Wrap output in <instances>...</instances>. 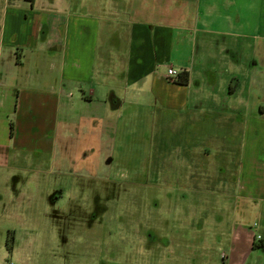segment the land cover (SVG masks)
I'll use <instances>...</instances> for the list:
<instances>
[{"label": "rangeland", "instance_id": "1", "mask_svg": "<svg viewBox=\"0 0 264 264\" xmlns=\"http://www.w3.org/2000/svg\"><path fill=\"white\" fill-rule=\"evenodd\" d=\"M17 94L0 106V264L262 263L255 203L235 197L231 155L215 149L228 124L154 100L109 113L10 107ZM154 199L175 212L169 244L110 235L129 203L146 226Z\"/></svg>", "mask_w": 264, "mask_h": 264}, {"label": "crops", "instance_id": "2", "mask_svg": "<svg viewBox=\"0 0 264 264\" xmlns=\"http://www.w3.org/2000/svg\"><path fill=\"white\" fill-rule=\"evenodd\" d=\"M168 68L188 85L170 84ZM10 91V107L154 100L228 124L215 149L231 155L235 197L264 204V0H1L0 106Z\"/></svg>", "mask_w": 264, "mask_h": 264}, {"label": "flooded vegetation", "instance_id": "3", "mask_svg": "<svg viewBox=\"0 0 264 264\" xmlns=\"http://www.w3.org/2000/svg\"><path fill=\"white\" fill-rule=\"evenodd\" d=\"M56 196L60 198V196ZM140 207V204L133 203L121 207L120 213L115 219L117 221V226L111 231L110 235L119 240H131V242H134L138 239L139 233H141L143 237L148 239L149 243L156 244L157 242L162 241L165 245L167 243L169 244L170 223L175 214L172 207L159 205V202L154 199L152 204L148 206L149 223L146 226H140L139 224V215L141 213ZM107 212L108 209L104 208L102 213L106 215ZM92 219V215L84 218V236L91 228L90 222ZM203 259L204 262H206L207 258L204 257ZM207 264H211V262H207ZM222 264H224V262H222Z\"/></svg>", "mask_w": 264, "mask_h": 264}, {"label": "built area", "instance_id": "4", "mask_svg": "<svg viewBox=\"0 0 264 264\" xmlns=\"http://www.w3.org/2000/svg\"><path fill=\"white\" fill-rule=\"evenodd\" d=\"M179 73L173 69H167L166 71V80L170 83H176L178 81ZM257 239H261L260 236H257ZM10 264V263H8Z\"/></svg>", "mask_w": 264, "mask_h": 264}, {"label": "trees", "instance_id": "5", "mask_svg": "<svg viewBox=\"0 0 264 264\" xmlns=\"http://www.w3.org/2000/svg\"><path fill=\"white\" fill-rule=\"evenodd\" d=\"M188 81H189L188 74L185 71H181L179 73L178 81L176 82V84L181 85V86H183V85L186 86V85H188Z\"/></svg>", "mask_w": 264, "mask_h": 264}]
</instances>
